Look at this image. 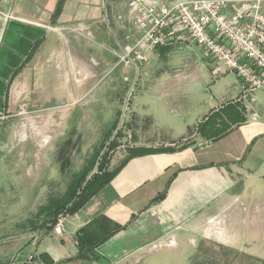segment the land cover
I'll return each mask as SVG.
<instances>
[{"label":"crops","instance_id":"0c3cea01","mask_svg":"<svg viewBox=\"0 0 264 264\" xmlns=\"http://www.w3.org/2000/svg\"><path fill=\"white\" fill-rule=\"evenodd\" d=\"M0 6L16 17L0 28V154L18 149L27 161L42 147L39 184L47 182L44 155L60 156L64 167L79 156L64 195L53 202L67 199L74 176L94 170L105 151L111 174L68 215L60 235L46 226L53 210L39 212L51 201L42 189L45 201L2 235L0 264H25L29 256L33 264H264L257 238L249 255L234 253L246 245L245 212L257 237L264 228L258 96L253 107L235 102L238 78L213 74L203 52L180 63L178 53L193 50L183 45L147 52L143 64H118L121 48L138 36L127 0ZM22 104L28 115L18 114ZM195 236L218 259L153 252L194 243ZM25 246L30 251L21 255Z\"/></svg>","mask_w":264,"mask_h":264},{"label":"built area","instance_id":"2783aa9c","mask_svg":"<svg viewBox=\"0 0 264 264\" xmlns=\"http://www.w3.org/2000/svg\"><path fill=\"white\" fill-rule=\"evenodd\" d=\"M7 0H0V5ZM128 20L138 36L121 48L117 63L143 64L146 53L183 45L200 48L213 74L232 72L239 80L235 102L253 107L264 97V0H127ZM120 18V17H119ZM16 19L0 6V28ZM19 115H28L22 104ZM69 213L58 212L47 229L60 235ZM33 241L35 235H31ZM29 256L27 263L33 264Z\"/></svg>","mask_w":264,"mask_h":264},{"label":"rangeland","instance_id":"374dc122","mask_svg":"<svg viewBox=\"0 0 264 264\" xmlns=\"http://www.w3.org/2000/svg\"><path fill=\"white\" fill-rule=\"evenodd\" d=\"M192 49L193 50H188L183 48L177 55V61L180 59V63L185 60L197 61L202 51L197 49V47H193ZM256 95L262 104L264 102L263 95L260 92H256ZM257 108H260V104L257 105ZM43 150L44 149L42 147H39L37 154L34 155V158L28 159L27 161H24L20 158L21 156L17 155L18 149H12L9 152L5 150L3 154H0V240H3L2 235H4L6 231L11 230L13 225L20 224L21 222L25 221L26 217H30L29 210L34 209V202L36 203L39 200L45 201L41 195L42 189L44 190L45 197H50L49 200H51V202L43 204V207L47 206L45 211L55 207L56 203L53 202V199H55L57 196L61 197L64 195L63 192L66 189L67 179L75 169L76 161L79 156H70L69 162H66L64 167L65 161L64 159H61L60 156L44 155V158H46V162L49 165V170L45 172V175L42 178V180L47 182L43 184L41 181V188L39 184L41 179L38 178L36 182H34V179L39 174L37 167L42 165L40 164L41 161H39V159L42 156ZM107 156L110 157V154L105 151L102 155L97 156L99 159L97 160L96 158L95 162L97 164L95 165L94 170H84L87 173L86 180L93 179L95 175L99 173V163L107 160L109 161ZM31 182H34L35 184L32 187L30 185ZM80 189L77 192V195L80 193ZM245 215L247 217L245 221L240 222V226L243 229L241 238L243 243L246 245H241L244 246V248H240L239 250L236 249L238 247L235 248L236 251L234 253L236 254L237 258L249 255V251L251 250V246L253 244V238H257V243L264 244V228L263 232H261L263 233L262 238H259L261 234H259L257 237V234L251 231L252 225L251 218H248L249 212H245ZM195 238L196 240L194 243L191 241H185L183 246L162 245L156 247L153 252L155 253L165 251L168 255V259L174 258L173 254L175 252L182 253V256L180 255V257L189 262L195 261L199 258L218 259L217 256H214L208 252L209 249L205 248L203 245H200V241L197 236H195ZM28 251H30L29 246L23 247L21 249V255L27 253ZM211 251L213 252V250Z\"/></svg>","mask_w":264,"mask_h":264},{"label":"trees","instance_id":"16d2710c","mask_svg":"<svg viewBox=\"0 0 264 264\" xmlns=\"http://www.w3.org/2000/svg\"><path fill=\"white\" fill-rule=\"evenodd\" d=\"M106 161L99 163L98 166V171L99 173L95 175V177L91 180H86L87 173H78L74 176L72 180V185L70 189V196L64 200H55L54 202L56 203L55 207L60 206L61 208L54 209L53 211L50 212V220L53 219V217L60 211L66 210L69 214L75 212L82 204L84 201L86 195L90 194L91 192L96 191L98 188H100L102 185L107 183V181L111 178V174H107L106 171L104 170V164ZM96 181L92 185V181ZM81 188V189H80ZM80 189V193L77 195V192ZM82 190V191H81ZM61 201V202H59ZM51 202V201H49ZM45 208H41L39 210L40 213H43L45 211Z\"/></svg>","mask_w":264,"mask_h":264}]
</instances>
